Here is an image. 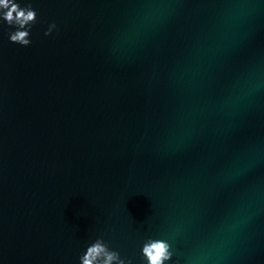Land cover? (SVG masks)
Here are the masks:
<instances>
[{"label":"water","instance_id":"water-1","mask_svg":"<svg viewBox=\"0 0 264 264\" xmlns=\"http://www.w3.org/2000/svg\"><path fill=\"white\" fill-rule=\"evenodd\" d=\"M0 22V264H264V0H17ZM47 33V35H45ZM98 256L94 264H102Z\"/></svg>","mask_w":264,"mask_h":264},{"label":"clouds","instance_id":"clouds-1","mask_svg":"<svg viewBox=\"0 0 264 264\" xmlns=\"http://www.w3.org/2000/svg\"><path fill=\"white\" fill-rule=\"evenodd\" d=\"M34 18V10L30 7L22 8L17 0H0V22L13 28L8 33L9 41L16 42L20 45H28L30 40L27 39L28 33L24 29V25L34 20ZM143 251L148 258V264H162V261L168 257L167 245L159 241L146 245ZM101 255L104 256L102 264H111V261L117 259L115 253L108 252L97 241L85 249V253L81 257V264H94L97 261V257Z\"/></svg>","mask_w":264,"mask_h":264}]
</instances>
